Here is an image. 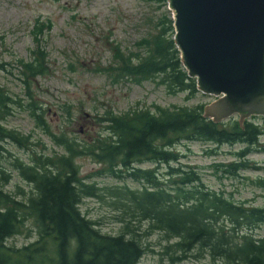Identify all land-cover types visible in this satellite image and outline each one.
<instances>
[{"label": "rangeland", "instance_id": "obj_1", "mask_svg": "<svg viewBox=\"0 0 264 264\" xmlns=\"http://www.w3.org/2000/svg\"><path fill=\"white\" fill-rule=\"evenodd\" d=\"M171 18L169 0H0V60L5 62L0 68V88L9 96L4 99L5 105L0 104V119L22 139L2 141L0 167L11 175L8 191L25 199L32 190L12 164L14 157L25 163L37 156L40 161L47 156L56 159L67 153L56 138L62 133L96 147L101 138L109 135L102 121L108 111H159V107L206 105L217 98L200 89L190 97L186 91L171 92L157 77L136 80L119 69L121 53L135 61L147 50L142 39L151 37ZM24 62H39L42 72L33 73ZM234 119H239V114L223 121ZM249 119L264 124L261 115ZM241 146L224 144L218 152H212V148H217L213 142L183 140L173 146L180 153L173 163L197 170L206 185L223 190L237 201L264 205V151L250 152L247 159L253 166L240 169L237 174L226 168L236 158L231 151ZM75 159L85 180L101 187L100 195L83 198L82 211L100 221L104 232L113 234L126 229L127 222L121 218L127 216L149 247L138 264L218 263L201 248L179 259L183 253L176 246V237L151 227L148 220L134 219L115 204L110 189L117 185H143L126 173L119 177L111 174L125 172L120 165L99 161L89 152ZM139 165L157 166L152 162ZM165 171V166L160 167L163 178ZM258 231L264 234V226ZM38 238L37 227L29 217L20 232L8 241L22 247Z\"/></svg>", "mask_w": 264, "mask_h": 264}, {"label": "trees", "instance_id": "obj_2", "mask_svg": "<svg viewBox=\"0 0 264 264\" xmlns=\"http://www.w3.org/2000/svg\"><path fill=\"white\" fill-rule=\"evenodd\" d=\"M174 19L166 20L151 37L142 39L147 50L136 57L123 56L119 69L136 80L157 77L171 92H198L197 79L188 74L182 62L174 35ZM33 72H42L39 62H24ZM5 62L0 60V68ZM0 88V104L8 98ZM203 104L131 110L124 113L108 111L102 118L109 135L96 147L65 136L56 135L66 147V154L40 161L34 157L25 163L14 157L12 164L31 184L25 199L6 189L10 174L0 167V264H138L149 249L129 224L113 234L104 232L100 221L87 216L80 204L84 197L100 195L96 183L81 175L76 157L84 152L99 161L120 165L125 172L112 171L114 176L126 173L143 182L141 187L117 185L110 189L114 203L130 212L134 219L148 220L151 227L176 237V246L185 258L194 249L206 250L217 264H264V205H248L206 185L199 172L173 162L180 158L174 145L183 140L213 142L218 152L224 144H241L232 150L236 155L226 164L232 174L253 166L247 155L264 151V124L253 119L216 122L204 115ZM264 120V116H262ZM46 124L45 119H43ZM19 133L0 119V150L9 138L22 142ZM24 138H27L23 136ZM152 162L157 166L144 168L139 164ZM165 166L164 178L159 175ZM191 167V166H189ZM120 170V169H118ZM31 217L39 238L24 246L9 243ZM50 243V245L48 244Z\"/></svg>", "mask_w": 264, "mask_h": 264}, {"label": "water", "instance_id": "obj_3", "mask_svg": "<svg viewBox=\"0 0 264 264\" xmlns=\"http://www.w3.org/2000/svg\"><path fill=\"white\" fill-rule=\"evenodd\" d=\"M174 39L216 122L264 116V0H169Z\"/></svg>", "mask_w": 264, "mask_h": 264}]
</instances>
